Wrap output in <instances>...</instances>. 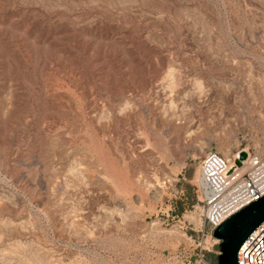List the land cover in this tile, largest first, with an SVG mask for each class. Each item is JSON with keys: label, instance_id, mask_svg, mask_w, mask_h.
I'll return each mask as SVG.
<instances>
[{"label": "rangeland", "instance_id": "374dc122", "mask_svg": "<svg viewBox=\"0 0 264 264\" xmlns=\"http://www.w3.org/2000/svg\"><path fill=\"white\" fill-rule=\"evenodd\" d=\"M214 152L264 154V0H0V264H217Z\"/></svg>", "mask_w": 264, "mask_h": 264}, {"label": "built area", "instance_id": "2783aa9c", "mask_svg": "<svg viewBox=\"0 0 264 264\" xmlns=\"http://www.w3.org/2000/svg\"><path fill=\"white\" fill-rule=\"evenodd\" d=\"M201 160L196 193L202 205V224L209 229L208 239L218 245L212 237L216 227L264 196V154L248 152L242 159L239 154L227 159L214 152ZM236 261L237 264H264V223L243 242Z\"/></svg>", "mask_w": 264, "mask_h": 264}, {"label": "water", "instance_id": "95a60500", "mask_svg": "<svg viewBox=\"0 0 264 264\" xmlns=\"http://www.w3.org/2000/svg\"><path fill=\"white\" fill-rule=\"evenodd\" d=\"M262 223L264 196L250 202L219 224L212 233L213 239L219 242L217 264H237L236 255L243 242Z\"/></svg>", "mask_w": 264, "mask_h": 264}, {"label": "bare ground", "instance_id": "6f19581e", "mask_svg": "<svg viewBox=\"0 0 264 264\" xmlns=\"http://www.w3.org/2000/svg\"><path fill=\"white\" fill-rule=\"evenodd\" d=\"M245 155H246V154H241V153H240V154H239V157L242 159V158L245 157Z\"/></svg>", "mask_w": 264, "mask_h": 264}]
</instances>
